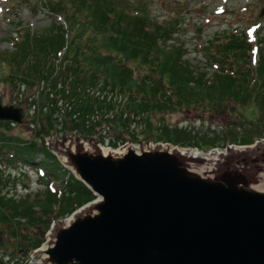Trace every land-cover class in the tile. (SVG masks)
Returning a JSON list of instances; mask_svg holds the SVG:
<instances>
[{
  "label": "trees",
  "instance_id": "1",
  "mask_svg": "<svg viewBox=\"0 0 264 264\" xmlns=\"http://www.w3.org/2000/svg\"><path fill=\"white\" fill-rule=\"evenodd\" d=\"M48 2V9L60 14L66 27L55 22L41 32L20 29L15 48L0 52V62L5 68L0 66V83L10 87L16 105H29L31 125L41 136L31 144L23 137L1 139L10 142L7 146L15 143L12 149L15 159L33 165L32 157L42 151L44 158L39 168L48 177L59 179L69 170L46 147L44 138L53 132L70 128L76 134L91 137L104 122H113L121 130L128 126L123 120L127 111L130 112L127 121L131 117L136 121L140 116L147 125L158 110L173 108V105L201 104L204 99L219 106L231 100L244 107L254 106L260 113L250 127L231 128L227 133L231 138L226 134L228 139L223 140L224 144L219 143L221 133L215 135V143L208 142L206 146L203 135L188 129L184 132L165 129L152 140L208 150L225 147L228 142L252 144L264 137L263 42L257 45L260 56L251 70L254 44L249 42L247 33L217 31L210 44L220 56L222 69L209 79L207 74H198L186 65L183 42L171 43L174 32L182 25V17L160 21L152 15L146 0ZM134 64L142 72L140 79L135 76ZM244 66L250 71L243 73ZM138 131L151 133L152 129L150 124L147 130L127 129L124 141L139 142ZM6 160L11 159L6 157ZM9 183L7 180L1 185L0 181V225L13 224L14 239L22 237L16 234L19 224L25 227L40 224L41 228H48L53 218H63L95 198L72 173L65 186L55 191L47 188L34 196L16 197L10 192L14 188H9ZM23 218L26 221L21 223ZM27 240L28 244L23 246ZM42 242L43 239L28 235L15 246L28 261L29 253Z\"/></svg>",
  "mask_w": 264,
  "mask_h": 264
},
{
  "label": "water",
  "instance_id": "2",
  "mask_svg": "<svg viewBox=\"0 0 264 264\" xmlns=\"http://www.w3.org/2000/svg\"><path fill=\"white\" fill-rule=\"evenodd\" d=\"M23 115L0 101V120ZM60 153L99 197L55 230L38 260L264 264V166L252 149L204 164L163 147L105 153L79 145Z\"/></svg>",
  "mask_w": 264,
  "mask_h": 264
},
{
  "label": "rangeland",
  "instance_id": "3",
  "mask_svg": "<svg viewBox=\"0 0 264 264\" xmlns=\"http://www.w3.org/2000/svg\"><path fill=\"white\" fill-rule=\"evenodd\" d=\"M39 1L40 0H0V52L15 48V37L18 36V31L20 29L26 28L31 32H41L51 27L52 23H64L63 19H61L58 14L51 13V10L48 9L47 5L49 6V0H42L41 4ZM50 1L58 3L64 0ZM146 1L150 3L149 6L150 9H152V15L157 16L160 21H172L173 19L183 18L182 25L178 27L179 31L174 32V40H171V43L183 42L185 54L183 59L188 62L186 65L190 66L191 69L198 74H207L209 79L215 76L217 70L222 69L220 65V56L216 48L210 44L211 38L216 31L234 32L235 34H241L247 31L250 41L255 43L256 46L262 45L259 41L264 43V11L262 13L264 0ZM215 43L220 42L217 41ZM259 54L256 49L252 52V55L255 57L254 63L250 65L251 70L257 65ZM135 65L136 64H134V73L135 76L139 78L142 72ZM0 66L3 67V63L0 62ZM244 68L246 71L241 70L243 73L250 71L249 67L244 66ZM234 69L237 70L238 68L235 66ZM230 71V68H228V72ZM236 72H238V70ZM132 94L138 96L136 92ZM111 95L112 94H110V96ZM11 97L12 92L10 87L5 83H0V99L2 102L8 105L15 104ZM201 102V104H194L192 106L183 104L176 107L173 105V108L158 110L152 115L147 125L142 121L140 116L136 121L133 120L132 117L127 121V115L130 113L127 111L123 116V120H126L125 123H127L128 126L125 125L126 127L118 130V128L115 127V123L111 122L109 124L104 122L102 126H97L96 132L91 135V137L76 134V131L70 128H63L62 131L53 132L51 135L46 136L44 138L45 144L49 152L56 154L62 166H68V162L64 158L65 155L62 154L63 157L59 152L75 148L80 144L89 150H98L101 148L113 150L123 149L128 144H134L142 149L146 147L149 148L152 145H156L155 147H167L168 145L165 143L161 145L162 143H156L152 140V138L164 132L165 129L171 132L176 130L183 131L185 129L194 130L196 131L195 133L203 135L206 139V146L209 145L208 142L215 143V135L221 133L219 143L224 144L223 140L228 139L227 135L229 134L227 133H229L231 128L250 127L260 113V111L259 113L255 111L256 109L254 106L244 107L231 100L223 101L220 106L207 99ZM17 105L25 108L23 121H11V124L0 123V176H3L0 177L1 185L8 180L10 182L8 187L11 189L14 188L10 192L12 194L14 193L18 198L26 194L34 196L43 193L49 188L48 183L50 181H52L49 184L51 188L60 189L61 185L65 186L69 172L65 177H60L59 179H52L47 176L49 174L42 176L40 171H38L39 163H42L44 158L42 151H39L35 158L32 157L33 160L31 161H33V165H30L25 160L20 158L15 159V156L13 157L15 153L12 149L15 143H11L10 146H7L10 142L1 140H13L15 137H23L31 144L32 142L35 143L33 139H40L41 137L34 132L33 126L31 125L32 116L31 114L28 116L30 112L29 105L26 103H17ZM149 124L152 132L142 133L138 131L140 137L139 142L133 139L127 142L124 141V137L127 135V129L147 130ZM60 127L62 128L63 124H61ZM181 136L182 138L186 137L184 133H182ZM228 137L231 138L230 135ZM114 142L117 144L114 145ZM169 143V145L178 146L177 144ZM228 143L230 145L231 142ZM227 147L221 149L227 151V155L234 154L233 148L229 146L227 149ZM252 155L260 159L264 166V138L258 139L255 142ZM6 157H10L11 160H6ZM4 159L6 161H4ZM195 161L198 164H204L207 160L197 159ZM5 192H7V188ZM68 217L55 220L56 227L67 226L66 219ZM24 222V218L21 219V223ZM9 224L10 225L5 226L0 225V263L17 264L18 262V264H25L23 260V251L16 250V242L23 240V237L28 235L36 236L38 239H43L44 242H47L49 228H41L40 224L31 227H25L19 224L16 234L22 237L14 239L12 235L15 229L12 226L13 224ZM50 226L51 222L49 223V227ZM26 244H28V240L24 241L22 245L24 246ZM30 255L33 256L32 251L29 253V256ZM32 264L45 263L33 262Z\"/></svg>",
  "mask_w": 264,
  "mask_h": 264
},
{
  "label": "bare ground",
  "instance_id": "4",
  "mask_svg": "<svg viewBox=\"0 0 264 264\" xmlns=\"http://www.w3.org/2000/svg\"><path fill=\"white\" fill-rule=\"evenodd\" d=\"M169 146V148H171V149H176L175 147H172V145H168ZM128 147H134V148H136V149H138V147L137 146H133L132 144H129L128 145ZM180 148V150H182L186 155H188V154H191L193 157H195V158H198V157H204V158H210V159H216L217 158V155H219V154H221L222 153V151H220V150H214V151H212V152H210V153H205V152H202V151H199V150H197V149H192V148H181V147H179ZM233 148H235V147H233ZM237 148H239V147H237ZM240 149V148H239ZM104 150V152L105 153H109V152H120V149H118V150H113V149H109V148H106V149H103ZM263 188H264V184H263ZM72 219L71 218H69L67 221L69 222V221H71ZM51 240H52V233H48L47 234V242H45V244H44V247H48L49 246V243H51ZM36 257V256H35ZM46 256H44V257H42V261L44 260V258H45ZM41 262V261H40ZM39 262V263H40Z\"/></svg>",
  "mask_w": 264,
  "mask_h": 264
}]
</instances>
